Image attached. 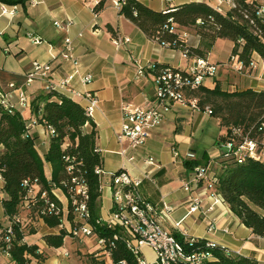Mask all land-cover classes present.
<instances>
[{
  "label": "crops",
  "instance_id": "crops-1",
  "mask_svg": "<svg viewBox=\"0 0 264 264\" xmlns=\"http://www.w3.org/2000/svg\"><path fill=\"white\" fill-rule=\"evenodd\" d=\"M99 1L27 0L24 6L0 2V91L7 93L9 102L29 127V133L35 137L36 151L43 158L48 150L46 130L42 124H32L34 115L30 106L18 103L20 91L30 101L45 91L46 81L41 77H35L28 86L25 85L26 74L33 61L50 65L49 79L54 83L69 77V82L57 91L83 108L88 103L86 93H95L98 98L90 118L97 131L95 146L101 157V168L107 174L100 190V203L106 200L107 205L105 211L99 209V217H106L112 208L108 173L123 168L132 177L140 179L137 190L146 201L159 210H162L163 203L171 207L162 220L164 229L178 233L175 223L179 222V229L185 230L188 236L214 241L228 250L255 258L264 264V236L254 234L224 202H217L207 214L188 212L191 195L202 196L204 205L211 201L206 198L211 191L206 188L205 179L193 184L189 191L184 190L182 185L193 174L186 161L202 159L200 165L207 166L208 172L216 174L218 171L217 157L221 151L219 141L224 132L218 117L204 109L196 110L175 103L152 128L144 144L130 147L126 141L118 142L116 135L122 123L121 106L125 103L145 106L154 96L152 74L147 72L137 76V68L154 62L184 69L197 55H187L179 47L166 46L149 38L119 13L113 0H102L101 9L95 11L94 6ZM138 1L156 11L172 9L191 1L218 5V0ZM255 1L264 4L261 0ZM2 5H16L17 8L14 13H1ZM55 21L69 23L57 28ZM30 37L37 38L39 42H32ZM67 37L71 39L75 60H66L61 55ZM124 37L128 41L115 46L113 38ZM183 38L189 47L200 46V37L191 31L184 32ZM231 48L230 41L227 59L218 62L221 66L216 75L206 78L202 86L213 88L217 84L222 90L228 91L246 88L264 90L261 57L253 52L251 58L255 60L256 67L247 68V73L243 74L236 71L229 61ZM208 55L209 52L205 55L207 59ZM86 74L91 75L88 82L82 80ZM11 83L13 87H10ZM240 85L244 86L239 88ZM85 128L89 130L90 125L86 124ZM149 157L154 159V164L146 162ZM43 169L49 179L50 164L44 161ZM213 191L216 192L215 189ZM54 192L64 203L66 199L62 192L57 189ZM4 197L0 179V225L9 223L2 205ZM20 216L24 224L23 241L36 245L42 256L39 260L28 256L27 264H98L104 257L108 259L96 244L95 236L82 240L65 236L60 247L48 246L43 236L57 234L58 229L47 226L40 217L26 211H22ZM212 217L215 218V229L208 230ZM88 248L91 250L87 251ZM64 251H68V255H64ZM87 252L93 255L87 256ZM101 253L105 256H101ZM142 253L146 260L153 262L154 255L149 247L144 246ZM106 259L103 260L105 263ZM0 264L14 263L8 256H1Z\"/></svg>",
  "mask_w": 264,
  "mask_h": 264
},
{
  "label": "trees",
  "instance_id": "trees-1",
  "mask_svg": "<svg viewBox=\"0 0 264 264\" xmlns=\"http://www.w3.org/2000/svg\"><path fill=\"white\" fill-rule=\"evenodd\" d=\"M26 1L0 0L1 3L23 6ZM233 3L224 12L204 1H191L172 9L156 11L138 0H125L119 13L149 38L186 50L187 55L205 57L216 39H228L232 42L230 56H237V60L247 67L253 52L264 58V20L256 15V9L261 4L255 0H233ZM102 5L103 1L100 0L94 10L98 11ZM186 31L200 37L199 47L192 48L185 44L183 37ZM188 95L196 98L200 109L208 107L210 113L220 119L224 130L220 146L230 138L231 128L234 126L240 128L242 135L259 142L264 140V90L246 88L228 91L215 84L213 88L201 85L188 92ZM39 108L41 112L37 115ZM30 110L39 124L44 128L50 125L55 132L48 139V150L43 158L36 151L35 137L29 133L19 111L13 108L9 112L0 105V179L5 194L2 205L13 228L8 257L14 264H27L28 256L38 260L42 257L37 252L36 245L23 241L22 211L40 217L49 227H56L59 223L58 216L39 213L40 207L44 205V198H40L39 193L34 205L22 207L27 193L24 180L37 184L40 190H46L48 198L57 201L59 205L52 189L53 186L62 187L70 206L71 198L61 182L69 181L72 175L81 173L88 183V207L92 222L99 217L100 209V184L94 168L101 165V157L95 151V124L86 115L85 109L57 90H45L31 99ZM86 124L90 125L89 130L85 128ZM239 139L240 137H235V140ZM224 151L221 149V154L217 157L218 171L213 187L245 226L254 234L264 236V160L246 157L238 162L233 157H225ZM66 156L75 165L72 172L67 170L69 162L65 160ZM44 161L51 166L49 179L44 174ZM202 163V159L185 162L189 168ZM16 214H19L20 220L13 222ZM69 217L71 218V214ZM115 231L104 224L95 226L97 236L111 238ZM65 235V230H60L57 234H45L43 239L48 246L60 247ZM174 235L186 244L179 233L175 232ZM203 244L204 239H201L193 243L192 247ZM186 247L187 250L192 248L188 245ZM211 252L215 259L204 264H262L255 258L225 251L220 245L212 248ZM122 260L127 264H138L124 241L117 239L110 249L106 263L101 260L98 264H120Z\"/></svg>",
  "mask_w": 264,
  "mask_h": 264
},
{
  "label": "built area",
  "instance_id": "built-area-1",
  "mask_svg": "<svg viewBox=\"0 0 264 264\" xmlns=\"http://www.w3.org/2000/svg\"><path fill=\"white\" fill-rule=\"evenodd\" d=\"M124 2L125 0H113V4L118 10H120ZM221 5L233 6L234 3L233 0H218V5L216 6L218 10L221 9ZM16 8V5H12L11 7L2 5L1 13H14ZM256 15L264 20V4L257 7ZM54 24L57 28H63L66 25L60 21H55ZM30 38L34 43L39 42L35 37ZM122 41H128V38H113L115 46H119ZM161 44L167 46L166 43ZM183 52L186 53V50ZM61 55L66 60H75L72 52V42L68 37L65 38V49ZM229 61L233 63V68L238 72L247 68L253 69L256 67V62L252 58L247 67L241 61L237 60V56H230ZM260 62L262 69H264V58H261ZM220 66V63H211L206 57L199 56H195L191 64L184 69L163 65L158 66L154 62H148L145 65L139 66L136 71L137 76H143L147 72L152 74L154 96L145 106L129 103L121 106L122 123L116 135L118 142L126 141L130 147H137L144 144L152 128L175 103L201 110L196 98L188 95V92L203 85L206 78L214 77ZM49 71L50 65L48 63L33 61L31 69L26 74L25 85L28 86L35 77H41L46 81L45 90L50 91L58 90L69 82V77L62 78L57 83L52 82L49 79ZM90 79V74H86L82 78L84 82H88ZM13 86L14 84L11 83L10 87ZM85 95L88 103L84 109L86 115L90 117L93 109L97 106L98 98L95 93L88 92ZM18 103L21 106H30V100L23 91L19 93ZM0 105L9 112L13 109V105L8 100L7 93L1 91ZM204 110L208 113L211 112L208 107ZM40 112L41 110L39 108L36 112L37 115H40ZM37 123V119L34 116L32 124ZM45 130L48 139L55 133L53 127L50 125L46 126ZM235 137H240V139L235 140ZM220 147L225 150V157H233L238 162H241L246 157L264 160V140L259 142L256 139L249 138L247 135H242L240 128L237 126L231 128L230 138L223 142ZM95 151L98 152L97 148H95ZM65 160L69 162L67 165L68 172H72L75 168L74 163H72L71 158L68 156L65 157ZM146 162L149 164L155 163L154 159L150 157L146 159ZM192 171V177L183 183V189L189 191L193 184L205 179L207 184L206 188L211 191L206 198L211 201L204 205L202 196L191 195L188 201V212L207 214L214 209V205L217 202H224L220 194L213 191L216 174L208 172L207 166L201 165L194 166ZM94 173L98 176L101 190L104 177L107 174L101 168V165L95 166ZM108 179L112 208L106 217H98L94 222L90 220L88 183L81 173L72 175L69 181L64 180L61 182L71 198L70 206H68V198L62 187L53 186L52 189V194L60 202L59 205L57 201L48 198L46 190H40L37 184L24 180L23 185L27 187V193L23 199L22 207L34 205L37 200V194L39 193V197L44 198V205L40 207L39 213L58 216L59 223L56 226L58 231L65 230V236L77 240L95 236L96 244L107 256L110 254V249L114 245V241L121 239L138 264H204L206 261L215 259L211 249L218 244L214 241L204 239L202 246L193 248L192 244L201 239L188 236L185 230L179 229V222L175 223V227L178 233L186 240V244L179 241L173 232H169L163 228L162 220L164 215L171 210V207L163 203L162 210H159L153 204L146 201L137 190L140 182L139 178L132 177L125 169L119 168L108 173ZM54 189L60 190L65 196L66 200L64 203L54 192ZM70 214L71 218L69 217ZM19 220V214L14 215L13 222H18ZM103 224L110 229L116 230L111 238L96 235L95 226ZM213 229H215V218L212 217L208 225V230ZM12 238L13 228L11 223L0 226V242H2L0 244V257L4 255L9 256ZM186 245L192 248L187 250ZM144 246L149 247L153 252L154 259L152 263L146 260L142 253ZM221 247L225 251H231L223 246ZM63 254L68 255V251H64ZM120 264L127 263L122 260Z\"/></svg>",
  "mask_w": 264,
  "mask_h": 264
},
{
  "label": "rangeland",
  "instance_id": "rangeland-1",
  "mask_svg": "<svg viewBox=\"0 0 264 264\" xmlns=\"http://www.w3.org/2000/svg\"><path fill=\"white\" fill-rule=\"evenodd\" d=\"M261 2H264V0H261ZM226 9H227L226 5H221V10L223 12ZM229 50H230V41L228 39H218V40H216V42L213 43V45L211 46L210 50L208 51L209 52L208 60L211 63H218L219 61L226 60L228 55H229ZM240 73L246 74L247 73V69L242 70ZM243 86L244 85H240L238 87L240 88V87H243ZM234 88H237V87H234ZM234 88H232V89H234ZM106 205H107V201L106 200H103L102 204L100 203L101 211H105ZM86 250L88 251V250H91V249L88 248ZM86 255L87 256H92L93 254L87 252ZM100 255L101 256H105L104 253H101ZM105 259H106V257H104V259H102V261L105 260ZM108 264H110V263H108Z\"/></svg>",
  "mask_w": 264,
  "mask_h": 264
}]
</instances>
